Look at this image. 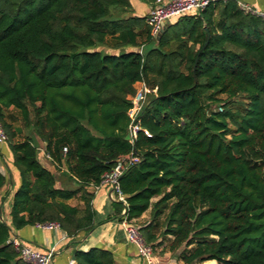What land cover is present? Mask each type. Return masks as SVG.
<instances>
[{
  "label": "trees",
  "instance_id": "trees-1",
  "mask_svg": "<svg viewBox=\"0 0 264 264\" xmlns=\"http://www.w3.org/2000/svg\"><path fill=\"white\" fill-rule=\"evenodd\" d=\"M130 12V0H0V125L20 179L10 223L0 221V264H28L7 243L12 229L91 232L94 186L131 153L139 161L119 179L126 213L112 203L114 217L135 223L150 210L139 233L152 250L171 238L183 264H264V23L217 1L156 40L146 16ZM138 82L157 92L140 115L149 136L131 144ZM10 110L76 188L55 186L29 135L14 141L22 130L7 122ZM77 197L82 206L68 203ZM73 261L115 264L97 247Z\"/></svg>",
  "mask_w": 264,
  "mask_h": 264
},
{
  "label": "crops",
  "instance_id": "crops-1",
  "mask_svg": "<svg viewBox=\"0 0 264 264\" xmlns=\"http://www.w3.org/2000/svg\"><path fill=\"white\" fill-rule=\"evenodd\" d=\"M238 5H247L256 11H264V0H235ZM130 15L146 16L151 6L140 0H130ZM187 16L192 13L185 14ZM178 18L172 19L166 26L173 24ZM37 149L36 158L39 163L47 170L54 172L57 188H76L77 184L69 179L68 173L64 167L57 170L54 163L44 151V143L33 134L29 135ZM5 144V143H4ZM4 144H0V172L5 177V185L0 189V221L9 224V211L12 195L18 188L20 179L17 170L12 165V155ZM91 189V188H90ZM109 187L100 186L97 190H92L93 205L95 210L94 228L88 234H80L75 237H69L61 229L44 230L35 226H27L20 230L12 229L16 237L23 245L29 246L34 250L41 252L54 249L56 254L53 258V264H69L73 260L75 251H87L90 248H102L109 250L115 260V264H145L138 255L136 247L128 243L126 235L120 226V221L114 217V208L109 200ZM77 206H82V202L77 197L73 199ZM70 204V202H68ZM75 206L74 204H70ZM149 213V214H148ZM147 219L146 221H143ZM151 219L150 210L142 215L136 223L148 224ZM139 224V227L141 226ZM165 240L158 247H165ZM156 249V248H155ZM162 255H156L153 249L154 260L152 264H183L177 259V254L168 250Z\"/></svg>",
  "mask_w": 264,
  "mask_h": 264
},
{
  "label": "built area",
  "instance_id": "built-area-1",
  "mask_svg": "<svg viewBox=\"0 0 264 264\" xmlns=\"http://www.w3.org/2000/svg\"><path fill=\"white\" fill-rule=\"evenodd\" d=\"M217 1L225 0H156L153 6L149 8L146 15V23L150 28L151 37L156 39L158 34L165 29L166 25L172 19L188 13L199 15L204 8ZM238 6L244 13L253 15L264 23V11H256L247 5ZM143 52V46L139 47L138 53L142 55ZM156 92V88H150L143 82H138L135 85V92L130 98L131 108L127 112L130 121L128 127V140L131 144L134 143L137 134L141 131H143L146 136H149L146 131L140 128V115L149 99L155 96ZM221 110L222 109L219 107L218 111ZM6 141V134L0 125V144H4ZM63 152H66V148H63ZM138 161L139 158L132 153L119 157L113 168L103 174L99 186H94V190H97L102 185H107L109 187V200L111 203L121 204V216H125L127 202L125 196L120 191L119 179L129 166ZM120 226L126 235L128 243L136 247L138 255L143 259L145 264H152L154 260L153 250L150 245L145 244L143 241L139 233L140 227L132 221H128L125 217L120 221ZM35 227L51 231L60 229L59 224L55 222L37 224ZM7 243L16 250L21 260L28 264H53V258L56 254L54 249L45 252L34 250L29 246L23 245L14 237L12 231ZM73 263L74 261L72 260L69 264Z\"/></svg>",
  "mask_w": 264,
  "mask_h": 264
},
{
  "label": "rangeland",
  "instance_id": "rangeland-1",
  "mask_svg": "<svg viewBox=\"0 0 264 264\" xmlns=\"http://www.w3.org/2000/svg\"><path fill=\"white\" fill-rule=\"evenodd\" d=\"M130 49H131V48H130ZM99 50H101V51H103V52H108V53L116 52V51L113 50L109 45H106V46L100 47ZM143 50H144V48H143ZM222 98H223V97H222ZM213 108H219V107H214V106H213ZM8 114H9V115L12 114V119H10V117H9V118L7 117V118H8V119H7V122H8V123H11V124L13 125V127L22 130L21 134H19V135L14 139V141H17V142L22 141L26 136H28V135H30V134H33V131H32L31 129H25V128H23L22 123H21V120H20V116H19V114H18L16 111L10 110V111H8ZM4 146H5V148H8L6 142H5ZM69 202H70V204H74V205L77 204V202H76L75 200H71V201H69ZM148 214H149V213H148ZM162 218H163V217H162ZM146 220H147V219H144L143 221H146ZM161 220H162V219H161ZM136 222H137V221H136ZM136 222H135V224L138 225V226H139V224L142 223V222H140V223H136ZM160 231H161V229H160ZM164 240H165V241H164V243H165V247H163V248H161V247H156V249H154V253H155L156 255H162V253L164 252V251H162V250H168V245L170 244L171 238H165ZM182 250H183V248L181 247V248L178 249L176 252H172V255H173V254H174V255L177 254V256H178V254H179ZM202 264H214V262H204V263H202Z\"/></svg>",
  "mask_w": 264,
  "mask_h": 264
},
{
  "label": "water",
  "instance_id": "water-1",
  "mask_svg": "<svg viewBox=\"0 0 264 264\" xmlns=\"http://www.w3.org/2000/svg\"><path fill=\"white\" fill-rule=\"evenodd\" d=\"M163 31H164V30H162V31H161V32L158 34V36H157L156 40H158V39H159V37L162 35Z\"/></svg>",
  "mask_w": 264,
  "mask_h": 264
}]
</instances>
